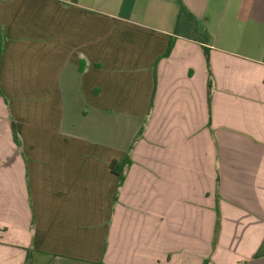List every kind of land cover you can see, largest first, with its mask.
Masks as SVG:
<instances>
[{
	"label": "crops",
	"instance_id": "obj_1",
	"mask_svg": "<svg viewBox=\"0 0 264 264\" xmlns=\"http://www.w3.org/2000/svg\"><path fill=\"white\" fill-rule=\"evenodd\" d=\"M0 50V264H264V0H0Z\"/></svg>",
	"mask_w": 264,
	"mask_h": 264
},
{
	"label": "trees",
	"instance_id": "obj_2",
	"mask_svg": "<svg viewBox=\"0 0 264 264\" xmlns=\"http://www.w3.org/2000/svg\"><path fill=\"white\" fill-rule=\"evenodd\" d=\"M174 36L175 38H173V40L171 41L166 56H168L172 51L175 39L184 38L193 41L202 47L209 68L211 38L208 34L201 30L195 16L183 5L180 6V10L177 16ZM209 87H211V82L209 83ZM131 163V157L127 156L123 161H114L111 164L113 173L119 177L120 185L124 182L125 172L131 165ZM26 264H30L29 256L27 258Z\"/></svg>",
	"mask_w": 264,
	"mask_h": 264
}]
</instances>
